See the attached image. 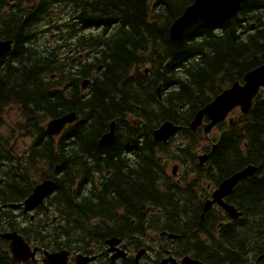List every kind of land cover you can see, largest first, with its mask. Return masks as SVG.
<instances>
[{
	"label": "trees",
	"instance_id": "1",
	"mask_svg": "<svg viewBox=\"0 0 264 264\" xmlns=\"http://www.w3.org/2000/svg\"><path fill=\"white\" fill-rule=\"evenodd\" d=\"M151 1L0 0V40L13 42L0 60V126L6 106L20 105L28 133L34 135L28 156L15 154L12 143L0 138V203L21 201L34 185L29 176L42 177L47 168L58 177L59 193L50 203L58 205L64 231L70 232L69 225L73 232L85 231L92 217L119 207L140 216L150 203L169 217L161 228L186 235L187 250L209 264L254 263L252 253L264 251V90L247 115L219 125L213 150L203 144L202 131L189 124L222 89L264 63V0H243L234 13L198 20L177 43L170 40L169 27L193 0ZM56 4L67 14L58 19L68 25L62 43L46 39L42 28L51 22ZM91 26L103 30L81 33ZM85 78L91 81L83 90ZM72 110L78 121L60 138L48 136L44 121ZM112 120L116 140L100 145ZM163 120L184 126L165 144L153 138ZM199 149L210 153L203 167L195 157ZM178 157L214 184L249 164L257 166L256 174L228 196L243 212L233 232L223 226L218 239L216 221L207 229L208 214L200 218L203 201L190 186L197 179L180 188L167 176L166 163ZM100 168L111 170L106 176L114 178L104 180L101 189L94 186L87 196L74 197L75 185L81 186L79 195L88 175ZM162 171L168 190L159 187ZM200 192L206 194L205 185ZM0 212L10 216L15 228L12 208ZM31 228L41 232L26 227L29 238ZM58 235L56 244L64 243Z\"/></svg>",
	"mask_w": 264,
	"mask_h": 264
},
{
	"label": "water",
	"instance_id": "2",
	"mask_svg": "<svg viewBox=\"0 0 264 264\" xmlns=\"http://www.w3.org/2000/svg\"><path fill=\"white\" fill-rule=\"evenodd\" d=\"M241 2L242 0H195L194 3L189 5L186 10L172 23L170 28L171 39L173 41L179 40L185 29L199 18L212 19L219 15L231 13L239 8ZM11 44V39L0 40V58L11 48ZM244 80V85L236 83L231 89H228L221 95H218L212 103L199 110L192 122V127L197 128L201 124L203 116L208 115L211 122L206 126V130H209L215 123L223 120L229 110L236 105H241L243 111H247L252 103V97L258 92L260 86H264V64L249 71L245 75ZM75 118V112L56 117L48 123L47 132L51 134H59L65 124L72 122ZM179 128V126H175L171 122H165L163 126L155 132V138L157 140H166ZM113 139L114 133L112 130L110 133L105 134L101 141L111 142ZM205 158L206 156L203 157V159ZM255 169L256 168L254 166H248L225 179L220 185L217 198L220 199L222 196L226 195L240 179L253 174ZM53 185L54 182L50 180L38 185L30 198L26 200V207L31 209L40 203ZM225 207L229 211L232 210L230 205H226ZM4 236L12 238L11 248L16 256V259H21L26 254H29L28 245L16 232L8 233ZM64 254L66 253H55L49 255V257L54 259V261L52 263L46 259V264H65ZM59 256H61L60 259L55 260L59 258ZM262 257H264V254ZM185 263L199 264L197 262H191L188 259Z\"/></svg>",
	"mask_w": 264,
	"mask_h": 264
},
{
	"label": "rangeland",
	"instance_id": "3",
	"mask_svg": "<svg viewBox=\"0 0 264 264\" xmlns=\"http://www.w3.org/2000/svg\"><path fill=\"white\" fill-rule=\"evenodd\" d=\"M53 32V30H46L44 32V37L47 38H53L51 33ZM55 41V39H54ZM7 114L4 116V118L6 119V122L11 125L14 126L16 122L19 121H23L22 115H21V110L19 109V107L14 106V105H9L7 107ZM30 138L28 137H19L18 139L15 140L14 142V147L16 148L17 151H24L26 145L30 144Z\"/></svg>",
	"mask_w": 264,
	"mask_h": 264
},
{
	"label": "flooded vegetation",
	"instance_id": "4",
	"mask_svg": "<svg viewBox=\"0 0 264 264\" xmlns=\"http://www.w3.org/2000/svg\"><path fill=\"white\" fill-rule=\"evenodd\" d=\"M121 221H122V219L116 220V225L114 227L115 230H119L122 227ZM126 247L130 250L129 242L126 243ZM156 249L157 248L154 247L155 251H156ZM77 253H78V251L72 250V254L70 255V258H69L70 264L75 263V261L77 260ZM168 255H170V252H166V254H165V252L162 253V254L161 253H156V255L153 258V264H168V262H164L165 257L168 256ZM100 264H116L112 260L111 254L109 253L107 248L104 249V251L102 252V256L100 258Z\"/></svg>",
	"mask_w": 264,
	"mask_h": 264
},
{
	"label": "bare ground",
	"instance_id": "5",
	"mask_svg": "<svg viewBox=\"0 0 264 264\" xmlns=\"http://www.w3.org/2000/svg\"><path fill=\"white\" fill-rule=\"evenodd\" d=\"M176 137V136H175ZM173 139V138H172ZM180 139V138H179ZM206 223V222H205ZM167 226V225H166ZM206 226V225H205ZM167 228V227H166ZM207 229H208V227H207Z\"/></svg>",
	"mask_w": 264,
	"mask_h": 264
}]
</instances>
